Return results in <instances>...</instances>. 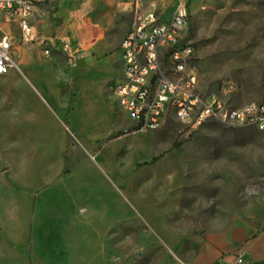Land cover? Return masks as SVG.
I'll return each mask as SVG.
<instances>
[{"label":"rangeland","instance_id":"rangeland-1","mask_svg":"<svg viewBox=\"0 0 264 264\" xmlns=\"http://www.w3.org/2000/svg\"><path fill=\"white\" fill-rule=\"evenodd\" d=\"M145 2L167 20L179 7L187 9V41L194 50L191 68L203 95L218 94L233 83L238 89L231 100L235 106L264 103V0ZM11 28L0 19V39ZM15 99L13 94L14 106L0 111V264H75L69 241L54 244L52 239L60 207L53 198L36 197L38 175L54 169L61 159L44 157V143L20 142L26 131L38 128L27 122L26 111ZM222 100L229 103V96ZM66 145L65 155L71 159L64 167L85 171L93 184L107 174L114 185L115 195L112 189L103 190L102 204L93 205L118 222L112 235L115 262L181 264V252L173 253L164 244L170 246L166 232L178 243L187 234L193 244L210 229H225L227 223L216 221L235 213L258 230L238 253L245 255L246 264H264L249 256L250 248L264 237V133L217 122L195 129L168 118L157 132L130 129L96 145L69 137ZM27 152L31 159L19 156ZM27 162L30 189L20 179ZM89 196L96 198L95 192ZM180 205L202 212L181 223L171 213ZM79 264H84L81 259Z\"/></svg>","mask_w":264,"mask_h":264},{"label":"crops","instance_id":"crops-1","mask_svg":"<svg viewBox=\"0 0 264 264\" xmlns=\"http://www.w3.org/2000/svg\"><path fill=\"white\" fill-rule=\"evenodd\" d=\"M141 1L151 10L145 0H43L37 4L32 22L34 42L22 43L15 25H10L7 34L17 68L0 76V111L14 106L12 95L16 94L27 122L38 128L26 131L20 142L44 143V157L61 159L54 169L38 175L36 197L53 198L60 207L52 239L54 244L60 239L69 241L75 264L80 259L84 264H119L115 262L117 243L112 238L118 222L114 218L110 221L100 206L93 205L102 204L103 190L112 189L115 195L114 185H110L107 174L106 179L101 176L93 184L88 173L64 164L71 159L65 155L69 137L96 145L116 132L132 129L131 117L120 109L115 89L124 73L121 47L131 31L136 3ZM62 42L70 45L74 60L61 49ZM19 156L31 159L29 152ZM30 166L28 162L22 164L20 178L29 189ZM91 192H95V199L89 196ZM200 211L180 205L171 213L179 216L181 223H188L190 215ZM226 216L216 221L227 223L225 229H210L193 244L187 234L179 243L174 241L171 231L166 232L170 246L164 244L173 253L181 252V264H215L222 259L231 262L250 239L256 238L258 230L235 213ZM255 243L249 256L254 262H262L264 237Z\"/></svg>","mask_w":264,"mask_h":264},{"label":"built area","instance_id":"built-area-1","mask_svg":"<svg viewBox=\"0 0 264 264\" xmlns=\"http://www.w3.org/2000/svg\"><path fill=\"white\" fill-rule=\"evenodd\" d=\"M43 0H0V19L15 25L22 43L35 40L32 22L37 4ZM189 15L185 7L176 11V19L167 20L156 11L147 10L137 2L131 31L122 44L123 92H116L120 109L132 120L135 133L148 134L162 129L168 118L197 129L205 121H223L233 129H255L264 133V103L237 107L231 103L237 86L220 89L205 96L199 89L197 74L192 70L194 50L188 40ZM71 60L70 45L62 42ZM46 55L50 52L46 51ZM17 68L10 36L0 39V76ZM229 96V103H222ZM215 264H246L238 253L231 262Z\"/></svg>","mask_w":264,"mask_h":264},{"label":"bare ground","instance_id":"bare-ground-1","mask_svg":"<svg viewBox=\"0 0 264 264\" xmlns=\"http://www.w3.org/2000/svg\"><path fill=\"white\" fill-rule=\"evenodd\" d=\"M174 19H176V13L174 14V16L172 17L171 20H174ZM224 89H227V88H224ZM116 92H123V85H117L116 86ZM222 103H226V102H224L222 100ZM207 122H217V123H220V124L224 125L223 121H205V123H207Z\"/></svg>","mask_w":264,"mask_h":264},{"label":"water","instance_id":"water-1","mask_svg":"<svg viewBox=\"0 0 264 264\" xmlns=\"http://www.w3.org/2000/svg\"><path fill=\"white\" fill-rule=\"evenodd\" d=\"M1 168L3 169V166H1Z\"/></svg>","mask_w":264,"mask_h":264}]
</instances>
